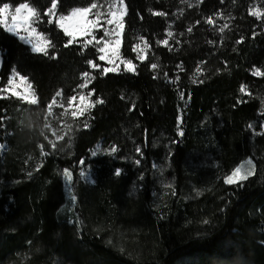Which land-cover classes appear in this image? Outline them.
I'll use <instances>...</instances> for the list:
<instances>
[{
    "label": "trees",
    "instance_id": "1",
    "mask_svg": "<svg viewBox=\"0 0 264 264\" xmlns=\"http://www.w3.org/2000/svg\"><path fill=\"white\" fill-rule=\"evenodd\" d=\"M180 1L125 0L122 55L133 59L137 73L93 72L91 88L104 103L90 112L89 127L73 126L55 151L44 145L39 118L58 90L65 98L74 94L80 73L91 71L85 60L96 58L95 49L81 54L79 45L65 48L62 32L40 26L56 44L58 56L50 59L0 28V87L15 67L38 97L28 109L0 98V142L6 144L5 152L0 149V264H264V135L248 127L264 130V77L252 75L254 66L264 70V31L248 15L247 0H213L215 10L232 19L223 42L208 47L202 37L208 0L176 21L184 35L169 50L156 41L165 39ZM30 2L41 12L48 4ZM89 2L61 0L59 10ZM139 36L151 44L143 63L132 51ZM151 63L160 65L157 74ZM200 63L197 80L203 83H193ZM165 72L179 81L169 83ZM100 142L118 151L90 162L96 184L88 186L76 166ZM247 159L254 172L243 186L224 184L223 177ZM65 168L77 197L74 219L62 211Z\"/></svg>",
    "mask_w": 264,
    "mask_h": 264
},
{
    "label": "snow or ice",
    "instance_id": "2",
    "mask_svg": "<svg viewBox=\"0 0 264 264\" xmlns=\"http://www.w3.org/2000/svg\"><path fill=\"white\" fill-rule=\"evenodd\" d=\"M200 0H197L199 3ZM223 2V0H221ZM181 3H187L188 7H193V4L189 0H181ZM235 3V0H233ZM61 7V0H48V4L41 12L36 6H34L30 0H23V2L16 4L15 6L8 2L0 3V28H2L6 33L12 34L19 41L25 45L30 46V51L34 54H42L50 59H56L58 54L55 51L56 44L50 37L48 31H41L40 25L48 24L54 26L63 36L66 37L63 47L67 48L73 45H79L81 49V54L89 48L95 49V59L85 60V64L91 71H83L80 73L81 82L77 84L76 88L73 89L72 95L66 98L63 95V90H58L51 101L47 105V115L53 116L57 119L62 127L59 131L63 134H58V130L51 128L50 124H45L46 128H49L52 136L55 137L54 140H48L55 151L57 148V142L64 140L65 136L71 138V133L73 131V123H76L80 117H84L86 114H90L91 110L96 107L97 104H103L104 100L102 98L95 96V89H89V86L96 79L93 72H98L99 75L105 76L109 73H137L138 65L134 63L133 59H128L122 56L121 48L123 42V34L125 29L124 17L127 13V6L125 0H90L86 6L83 7H72L65 12H61L59 9ZM180 14H183V10H180ZM248 14L259 20L264 21V9L259 6H250L248 8ZM153 15H166L162 12H153ZM215 17L219 19H224L222 12H217ZM228 19H232L229 17ZM205 24L213 28L220 35L221 43L223 42V33L226 29H230L229 23L217 24V19L213 16H208L203 21ZM201 21H196V24H200ZM172 25L170 24L166 31V38L162 40H157L158 45H163L172 50L170 45V40H175L176 44L180 41L175 39V34L170 30ZM188 33L193 31V26H189L186 30ZM97 33H102V35H97ZM179 35L183 36L184 33ZM253 37L257 35L256 32L252 33ZM137 43L132 45V51L136 54L135 60L143 63L147 59V52L151 48V44L144 36H139L136 38ZM244 37H240L236 41L237 44L242 43ZM209 44H215L216 41L209 40ZM103 62V63H101ZM160 68L158 63H151L150 69L156 72ZM177 68L181 71L183 70V65L178 64ZM202 72L201 68L198 67L196 73L192 77L193 83H203V80H197V76ZM166 80L171 84H176L180 77L176 76L175 80L168 78V73H163ZM252 75L264 77V70L259 67H253ZM158 78V76L153 77ZM247 86L241 84L240 91L242 93L246 92ZM250 95V93H249ZM183 99L184 93H180ZM16 98L20 102L27 103L29 105L38 104V97L36 90L29 80L28 76L22 75L15 67L12 68L11 74L9 75L7 82L0 87V98ZM123 99V97H121ZM242 102V101H241ZM60 108L62 111L59 117H56L53 109ZM136 108L133 102L129 111H134ZM47 118V117H46ZM5 117L0 116V127H3V121ZM73 123H68V120ZM178 127L182 120L178 117ZM87 128L89 125L84 124ZM248 127L253 131L254 134L264 135V131L256 133L255 127L249 124ZM264 128V125H262ZM183 130H179L178 135L183 136ZM43 135V132H42ZM4 147L0 144V149ZM100 151V146L97 145L95 151H92V155L95 156ZM118 149L115 145L108 150V154H114ZM136 151L141 153V149L137 147ZM42 155L46 154L43 152V145H41ZM81 165L84 164V160L79 161ZM136 164L140 161L136 160ZM155 167V165H153ZM121 174V169H115V175L119 176ZM31 175V173H29ZM63 178L66 185L69 187V194L72 201H75L74 194L71 193V185L73 182V175L71 171L67 168L63 169ZM81 177L88 179V174L81 169ZM251 175H253V165L252 160L242 162L231 170L229 174L223 177V182L226 185H238L243 186V182L246 181ZM143 179V176H141ZM207 223V221H205Z\"/></svg>",
    "mask_w": 264,
    "mask_h": 264
},
{
    "label": "rangeland",
    "instance_id": "3",
    "mask_svg": "<svg viewBox=\"0 0 264 264\" xmlns=\"http://www.w3.org/2000/svg\"><path fill=\"white\" fill-rule=\"evenodd\" d=\"M204 1L208 2V0H200L199 3H197V0H189L190 3L193 4V7H188L187 6V3H181V1L179 2L176 10L173 12L172 14V20L169 22V25L171 24L172 27H171V31L175 34V39L176 40H179L182 36L179 35L180 33H183L179 30V27H178V24H177V20L180 18L181 14H180V10L182 9L183 10V13L186 9L188 8H196V7H199V5H201ZM216 1V0H215ZM220 4H223L225 1L223 0V2H221V0H218ZM248 3H249V7L250 6H259L260 8L264 9V0H247ZM126 4V2H125ZM207 9L209 10V16H213L214 18L217 19V24H223V23H229L231 19H228L230 16H227L224 11H216L215 10V4L213 3V0H210L209 1V4L207 3ZM217 12H222L223 13V16L225 17L224 19H219L218 17H215V14ZM127 15V13H126ZM125 15V17H126ZM205 15V14H204ZM203 15V16H204ZM249 15V14H248ZM250 16V15H249ZM125 17H124V22H125ZM208 17V16H204L202 17V21H204V19ZM252 17V16H251ZM254 20H256L257 22V26L258 28H261L263 31H264V21L262 20H259L255 17H252ZM204 23V22H203ZM168 25V26H169ZM40 26H43V27H48L49 25H47L46 23L43 24V25H40ZM39 26V27H40ZM204 29H203V33H202V37L205 39L206 41V44L208 47H215L216 43L213 45V44H209L208 41L209 40H212V41H216L220 39V35L217 31H214L212 27H210L209 25L205 24L204 23ZM12 35V34H11ZM97 35H102V33H97ZM225 36V32L223 33V37ZM165 38H166V32H165ZM220 45V43H218ZM170 45L172 47H174L176 45L175 43V40H170ZM29 46V45H27ZM163 46V45H162ZM165 47V46H164ZM30 48V46H29ZM151 51V48L150 50L147 52V59H148V54L150 53ZM121 52H122V48H121ZM123 56V55H122ZM146 59V60H147ZM103 63V62H101ZM203 66V63H200L198 65V67H202ZM197 69L195 70V73H196ZM123 72V71H121ZM128 73V72H126ZM156 74L158 73V71L155 72ZM133 74V73H132ZM94 75V73H93ZM201 75V74H200ZM200 75H198L196 78H200ZM33 84V83H32ZM34 86V85H33ZM89 89H91V85L89 86ZM248 93V90H246V92H244V94ZM97 95L95 94V96L93 98H96ZM4 99H7V100H17L16 98H4ZM19 101V100H18ZM20 102V101H19ZM20 104H25L27 109L30 108L31 105L27 104V103H24V102H20ZM99 105V104H97ZM96 105V106H97ZM94 109V108H93ZM92 109V110H93ZM91 110V111H92ZM62 111V109L60 108H54L53 109V112L55 114L56 117H59V114L60 112ZM24 113V112H23ZM47 117V118H46ZM40 129H41V133L43 132V135L41 134V137H42V140H44V145H45V142L46 144L50 145L48 140H54L55 137L52 136V133L50 131L49 128H46L45 127V124H50L51 125V128H55L58 130V134H63L59 131V129L62 127V125L59 123V121L57 119H54L53 116L51 115H46L42 118L40 117ZM68 123H73L70 119L67 121ZM87 123L88 125L90 124V114H86L84 117H80L78 119V121L76 123H73V126H77V125H80V126H83L84 127V124ZM264 131V130H263ZM45 136L48 137V140L45 139ZM59 142V141H58ZM57 142V143H58ZM0 144H3L4 147L1 149L2 152H5L6 150V144L4 142H0ZM97 145L100 146V151L97 153V155L93 156L91 153L92 151H95L96 148H97ZM97 145H95L89 152V156L86 158V159H83L84 160V164L81 165L80 163L77 164L76 166V172H77V175L79 176V180L81 182H83L84 184L88 185V186H93L96 184V178H95V169L92 167V165L90 164V162H92V160L96 157H99V156H104V155H109L108 154V150H110L111 148H108L104 145L103 142H100L98 143ZM51 146V145H50ZM249 160V159H247ZM245 160V161H247ZM252 160V159H251ZM244 162V161H243ZM252 165H253V172H254V161L252 160ZM83 168V170L88 174V179H85L83 177H81L80 173H81V169ZM72 173V172H71ZM63 176V175H62ZM64 179V178H63ZM65 182V180H64ZM66 185V183H65ZM71 193L74 194L75 196V201H72L71 199V196L69 194V187L66 185V205L63 207L62 211L64 214H66L70 219H74V213H73V209L77 203V197L75 195V192H74V189H73V182H72V185H71ZM133 193L136 194V191H134Z\"/></svg>",
    "mask_w": 264,
    "mask_h": 264
},
{
    "label": "bare ground",
    "instance_id": "4",
    "mask_svg": "<svg viewBox=\"0 0 264 264\" xmlns=\"http://www.w3.org/2000/svg\"><path fill=\"white\" fill-rule=\"evenodd\" d=\"M53 38V37H52ZM37 92V91H36ZM5 140V139H4ZM8 152V151H7Z\"/></svg>",
    "mask_w": 264,
    "mask_h": 264
}]
</instances>
